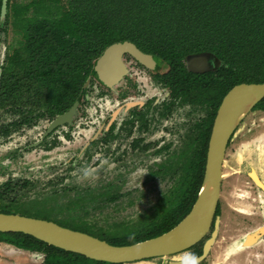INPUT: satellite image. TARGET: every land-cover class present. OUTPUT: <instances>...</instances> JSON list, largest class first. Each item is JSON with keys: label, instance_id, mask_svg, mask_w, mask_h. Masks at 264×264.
<instances>
[{"label": "trees", "instance_id": "16d2710c", "mask_svg": "<svg viewBox=\"0 0 264 264\" xmlns=\"http://www.w3.org/2000/svg\"><path fill=\"white\" fill-rule=\"evenodd\" d=\"M1 7L2 0L0 15ZM121 40L157 51L172 74H187L188 92L197 101L203 100L209 110L202 136L190 141L191 154L179 169L172 202L163 198L166 204L158 206L160 217L145 220L134 229L71 228L113 245L161 235L190 212L201 189L222 97L236 84L264 82V0H8L5 21L0 22V42L6 47L0 65V108L38 112L36 117L65 112L81 99L83 84L94 74L97 58ZM202 50L222 59V74L188 72L186 56ZM2 131L8 133L9 129ZM4 202L0 191V212L9 204L1 208ZM0 242L44 253L42 264H122L94 260L23 232H0Z\"/></svg>", "mask_w": 264, "mask_h": 264}, {"label": "flooded vegetation", "instance_id": "af4514ba", "mask_svg": "<svg viewBox=\"0 0 264 264\" xmlns=\"http://www.w3.org/2000/svg\"><path fill=\"white\" fill-rule=\"evenodd\" d=\"M127 41L133 43L135 47L145 55V59L141 61L132 52L126 51L122 54L121 64L124 68V75L121 78L114 81H112V78H109L107 82L103 83L94 74L90 75L83 84V90L85 92L81 94V99L75 100L65 111L67 112L71 110V108L78 103L76 114L71 124L62 123L54 128L51 126L53 121L65 112L58 113L54 116L45 115L36 117L38 112H33L32 114L28 112L15 113L11 110L10 112H7L5 109L0 108V113H7L11 116V120L4 123L6 125H1L0 136L6 138L13 133L29 129L36 125L41 119H48L49 124L43 130V133L40 135L41 137L33 143H28V145L42 144L45 147H51L57 145L59 140L63 141L64 137H69L70 134L74 136L76 131L75 129H72V127L75 128L73 122L78 116L79 107L84 103H87V99L90 98L88 88H93L95 82H97L105 88L106 93L103 95V98L105 100L111 99L112 107L109 106V109L103 115L102 121L96 126L89 139H87L82 148L75 153L74 156H69L70 159L68 157L67 162L77 165L78 160L84 159L88 164L94 160V164L100 159L99 156L95 160L94 155L96 147L100 146V149H104V152L106 153L105 156L109 157L111 160H116L117 162H123L130 158L128 161V163H130L137 157L144 161H150L151 167L148 168L144 174L142 183H149L152 179L156 180L158 177H161L164 182L179 179V169L184 162L188 161L191 154V151L188 148L190 141L192 138L199 139L200 135L202 136V131L205 130L204 125L208 117L209 109L203 100L197 101L196 97H193L190 94V91L188 92L186 83L188 82L189 76L187 74H172L169 63L162 59L157 51H150L151 49L149 47L144 50L142 45H139L132 40ZM204 52L212 53L211 51L202 50L186 56L185 65L188 72L203 74L219 71V74H222L221 68L223 61L214 53L212 54L221 60V66L217 70L198 72L188 69L187 60L189 55H198ZM4 59L5 53L3 61ZM3 61L0 65L3 64ZM1 70L2 68L0 67V73ZM93 79L95 82L92 81ZM147 91H152V94L144 95ZM131 92H133V94H131ZM113 93L116 94V96H113ZM225 95L222 97V101ZM263 99L257 102L247 115L254 113L257 110L263 113ZM180 110H182L184 117L189 118L188 122L184 125L188 127L189 130L191 129L194 134L188 135L189 141H187L186 145L177 155L174 153L172 158H162L160 155L161 152H167L170 144L159 145L157 140L160 139L155 138L156 133L154 132V128L158 127L159 130L160 126H163V130L170 132L171 127L173 126L166 122H170L173 116L178 114ZM5 128L9 129L8 133L2 131ZM237 129L238 127L227 145L225 159L222 166L221 191L215 218L208 233L203 239L187 249L192 250L193 256H201L204 252L205 244L211 239L214 231H216L215 238L213 239V243L211 244L206 257L197 263L205 264V259L214 250L217 253L224 251L222 264H248L249 261V264L251 262H253V264H261L258 261H262L264 264V222H262V219L264 218V161H259L258 157L256 158V164L250 161L247 162L246 171H244L245 168L243 167L244 160H239V158L241 159L242 157L241 154L238 155V160L235 159L233 163L231 157H229L230 153L228 151L232 142H234ZM62 134L63 137L61 136ZM263 146V143L256 145V147L263 148L264 150ZM175 156L178 159L177 161ZM170 164L173 165L170 166ZM124 167L125 166L120 165V168ZM88 168L90 169L89 166ZM226 169L228 173L227 175ZM69 171L71 170L69 169ZM65 180L66 177L62 175L58 180V189L53 191L50 195L52 196L54 192H56L60 197L61 192L65 193L71 190L74 194V200L67 205V208L68 210H74V208L76 210L80 208L83 210L82 215L71 216V219H79V221L84 223V227L94 226L89 222L90 217L93 216L94 213H90L87 208H91L95 201L103 198L104 203L108 201L116 202L123 194H114L111 193L110 190L98 191L95 193L94 188L79 190L75 186L66 185L64 182ZM23 185L26 186L27 182L25 181ZM227 185L229 187L228 190L225 188ZM106 186L109 187L108 183H106ZM173 191L175 192L176 189H170L167 193L173 196ZM46 195L49 194L47 193ZM112 196H116V198L111 200L110 198ZM171 196L163 198H166L165 200L170 203L173 200V197ZM61 199L56 197L55 200L52 201L55 204V207L51 206L52 209L48 210H52L56 215L65 213L66 209L64 208V205L60 203ZM6 202L14 204L13 202ZM61 205H63V207H61ZM256 213L261 214L255 216L254 214ZM216 220H218L217 229ZM244 224L247 225L244 226ZM248 227L250 230L243 231ZM249 237L254 239L250 245L247 244V239ZM198 251H200V254H197ZM255 256L257 258H255Z\"/></svg>", "mask_w": 264, "mask_h": 264}, {"label": "rangeland", "instance_id": "374dc122", "mask_svg": "<svg viewBox=\"0 0 264 264\" xmlns=\"http://www.w3.org/2000/svg\"><path fill=\"white\" fill-rule=\"evenodd\" d=\"M2 37L4 38V36ZM4 51L5 44L1 43L0 63L3 61ZM214 58L217 61L219 60L217 56ZM213 61L215 63L214 59ZM211 64L213 65L212 62ZM220 64L219 61L218 66ZM92 81L95 82L94 79ZM88 91L90 98L87 99V103L79 107L78 116L73 122L75 128L72 127V129L76 131L74 136L70 134L69 137H64L63 141L59 140L57 145L51 147H45L42 144L28 145V143H33L41 137L43 130L49 124L48 119H41L31 128L13 133L9 137L4 136L6 138H3L0 136V191L4 192L5 201L11 202L13 199L15 203L21 201V203L8 205L4 202L1 208L6 205L5 209H2L5 213L45 220L54 219L56 223L58 222L62 226L85 230L83 222L79 219H71V216L82 215L83 210L81 208L68 210L67 208V205L74 200L72 191L61 192L60 197L62 199L56 192L52 196L50 195L58 189V180L62 175L66 177L64 181L66 185L75 186L79 190L94 188L95 193L105 190H110L114 194L123 193L116 202L108 201L104 203L103 198H100L92 204L91 208H87L90 213H94L89 222L97 230L115 231L124 228H139L143 221L156 218L162 213L158 211V206H161V203L166 204L163 197H170L171 194L167 192L173 188L175 190L179 185V181L175 179L174 181L164 182L161 177H158L156 180L152 179L149 183H142L144 174L151 167L150 161H144L137 157L130 163H128L130 158L123 162H117L105 156L104 149L97 146L94 153L95 160L99 156L100 159L94 164V160L88 164L84 159L78 160L77 165L67 162L68 157L74 156L89 139L96 126L102 121L103 115L109 109V106L112 107V100L103 98L106 90L102 85L95 82L93 88H88ZM146 94L151 95L152 91H147L144 95ZM112 95L116 96L114 93ZM188 119L184 117L182 110H180L170 122H166L173 126L170 132L163 130V126H160L159 130L158 127L154 128L155 138L160 139L157 140L159 145L170 144L167 152H161L162 158H172L174 153L177 155L189 141L188 135L194 134L191 129L189 130L184 125L188 122ZM10 120L11 116L9 114L0 113V127L6 125L4 123ZM242 121L228 152L233 163L235 159L238 160L239 154L242 155L239 160H244L243 167L246 171L247 162L250 161L256 164V158L258 157L259 161H264L263 148L256 147L261 143L264 144V112L261 113L257 110L245 116ZM61 136L63 137V134ZM120 165L125 167L120 168ZM85 171L90 172L91 175L85 177ZM25 181L27 182L26 186L23 185ZM106 183L109 187L106 186ZM225 188L228 190V185ZM47 193L49 195H46ZM56 197L61 199L60 203L64 205L65 213L56 215L52 210H48L52 209L51 206L55 207L52 201ZM34 201H40L41 204L33 207L31 203ZM40 207L44 209L43 212L37 211ZM260 214L256 213L254 215L258 216ZM262 222H264V218ZM248 230H250L249 227L243 231ZM119 244L121 245V243ZM189 254L193 255L191 249L173 256L150 258L125 264H169L170 261L189 259ZM223 254L224 251L217 253L213 250L205 259V264H222ZM255 258L257 257L255 256ZM43 260L44 253L17 249L10 244L0 242V264H42ZM258 262L263 264L262 261ZM250 264H253V262Z\"/></svg>", "mask_w": 264, "mask_h": 264}, {"label": "water", "instance_id": "95a60500", "mask_svg": "<svg viewBox=\"0 0 264 264\" xmlns=\"http://www.w3.org/2000/svg\"><path fill=\"white\" fill-rule=\"evenodd\" d=\"M7 1L2 0L1 23L5 21ZM126 51L132 52L141 61L145 59V55L133 43L125 40L116 41L109 45L95 61L94 75L103 83L109 78H112V81L121 78L124 75L121 64L122 54ZM214 57L209 52L189 55L188 69L198 72L215 71L220 66H218L219 60L217 61ZM263 98L264 82L239 83L227 92L213 123L204 177L198 197L190 212L169 231L137 243L113 245L106 240L62 226L51 220L0 212V232H23L49 245L80 253L94 260L112 263L125 264L166 257L187 250L203 239L215 218L228 142L243 118ZM77 104L71 110L59 115L51 126L54 128L62 123L71 124L76 114ZM217 227L218 220H216V229ZM215 235L216 231L205 244L203 254L195 257L197 262L206 257ZM188 260L170 261L169 264H188Z\"/></svg>", "mask_w": 264, "mask_h": 264}, {"label": "clouds", "instance_id": "9594fccd", "mask_svg": "<svg viewBox=\"0 0 264 264\" xmlns=\"http://www.w3.org/2000/svg\"><path fill=\"white\" fill-rule=\"evenodd\" d=\"M2 36H3V34H2ZM3 38V37H2ZM1 43H4L3 41H1L0 42V45H1ZM5 44V43H4ZM6 48V47H5ZM4 53H5V51H4ZM210 53V52H209ZM219 61L221 62V60L219 59ZM221 66V65H220ZM91 175V173L90 172H88V171H85L84 172V176L85 177H88V176H90ZM89 234V233H88ZM91 235V234H90ZM99 238V237H98ZM17 249H19V248H17ZM21 250H23V249H21ZM26 251H28V250H26ZM31 252V251H30ZM188 264H197V261H196V258H195V256H193V255H191V254H189V260H188Z\"/></svg>", "mask_w": 264, "mask_h": 264}, {"label": "bare ground", "instance_id": "6f19581e", "mask_svg": "<svg viewBox=\"0 0 264 264\" xmlns=\"http://www.w3.org/2000/svg\"><path fill=\"white\" fill-rule=\"evenodd\" d=\"M253 240H254V239H253L252 237H249V238L247 239V241H248L247 244H248V245L252 244Z\"/></svg>", "mask_w": 264, "mask_h": 264}]
</instances>
